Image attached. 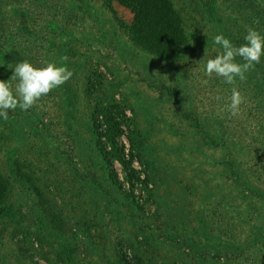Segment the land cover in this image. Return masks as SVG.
<instances>
[{
  "label": "rangeland",
  "instance_id": "1",
  "mask_svg": "<svg viewBox=\"0 0 264 264\" xmlns=\"http://www.w3.org/2000/svg\"><path fill=\"white\" fill-rule=\"evenodd\" d=\"M181 2L196 44L167 60L142 47L149 13L121 0H0V80L64 55L73 72L0 117V264H264V56L234 85L205 73L213 37L244 44L264 0ZM213 8L227 30L207 22ZM117 106L128 167L115 160L112 179L99 109Z\"/></svg>",
  "mask_w": 264,
  "mask_h": 264
},
{
  "label": "clouds",
  "instance_id": "2",
  "mask_svg": "<svg viewBox=\"0 0 264 264\" xmlns=\"http://www.w3.org/2000/svg\"><path fill=\"white\" fill-rule=\"evenodd\" d=\"M244 40V44L236 46L223 34L215 35L214 44L219 45L222 51L207 60L206 75L211 77L215 74L230 85H234L237 79L246 80V74L254 70L264 56V35L250 27ZM237 57L243 62H238ZM60 60L59 65L50 62L42 67H36L28 60L16 64L11 77L0 80V117L6 121L9 119V110H29L43 96L65 84L73 72L63 63L68 61L67 55L60 57ZM215 99L220 101L222 97L217 95ZM245 102L246 98L233 87L228 111L233 116L239 115L240 106Z\"/></svg>",
  "mask_w": 264,
  "mask_h": 264
},
{
  "label": "trees",
  "instance_id": "3",
  "mask_svg": "<svg viewBox=\"0 0 264 264\" xmlns=\"http://www.w3.org/2000/svg\"><path fill=\"white\" fill-rule=\"evenodd\" d=\"M181 1L183 0H121V4L132 13H149L151 18V30L142 41V47L150 52L152 56L159 59L181 60L188 48L196 44V42L195 44L192 43V40L197 36V30L191 28L193 16L188 12L187 7L184 6ZM212 11L214 12L212 16L208 18L207 22L211 24H218L220 22L218 25L220 31L227 30L228 23L226 20L228 18L224 15H219L214 8ZM258 13V26L255 27V30L262 34L264 22L260 21H264V18L262 17L261 10ZM217 16H220L221 19L218 20ZM117 110L118 106L114 108V110L99 109V114L102 115L103 118L101 125L104 126L101 131L110 147V149L107 150V147L103 146L101 150L104 160L107 163V170L110 172L112 179L116 178L115 171L113 170V162L115 160H119L124 167H128V162L123 159L121 149L117 142V137L121 134L119 123L114 117ZM96 119L98 120V116ZM128 175L133 176L131 172H129ZM114 182H116V180H114ZM257 197L264 199L263 195L258 194ZM5 199L6 193L0 182V216L3 215L4 218L5 212L2 204ZM8 223V225H10L12 222L9 221ZM1 232H3V229L0 228V234ZM219 259L220 255L215 253L207 257L205 261L201 260L200 264H215ZM1 264L17 263L8 262L7 259L2 257ZM123 264H129V262L123 258Z\"/></svg>",
  "mask_w": 264,
  "mask_h": 264
}]
</instances>
